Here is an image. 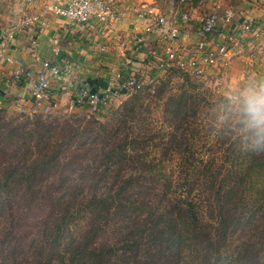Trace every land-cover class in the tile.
I'll return each mask as SVG.
<instances>
[{
	"label": "trees",
	"instance_id": "trees-1",
	"mask_svg": "<svg viewBox=\"0 0 264 264\" xmlns=\"http://www.w3.org/2000/svg\"><path fill=\"white\" fill-rule=\"evenodd\" d=\"M247 121L175 64L105 120L0 108V264H220L237 230L262 242L264 132Z\"/></svg>",
	"mask_w": 264,
	"mask_h": 264
},
{
	"label": "crops",
	"instance_id": "crops-1",
	"mask_svg": "<svg viewBox=\"0 0 264 264\" xmlns=\"http://www.w3.org/2000/svg\"><path fill=\"white\" fill-rule=\"evenodd\" d=\"M45 3L46 0H0V38L6 25H17L24 16L43 12L37 24L17 25L13 41L4 47L9 61L0 56V108L4 110L42 113L45 104L50 111H78L83 107L73 106L71 98L79 84L104 88L114 83L118 75L144 81L169 65L184 64L191 59L197 60L200 72L218 70L229 63L225 72L231 74V70H237L231 67L238 59L235 46L230 44L232 31L244 30L245 26L264 19V0H121L116 4L117 17L113 22L84 25L43 11ZM228 7L233 10L232 21L225 27L218 26L212 40L214 44L223 42L225 51L213 63L204 64L200 58L205 47L195 16L200 11L220 13ZM184 12L189 14V19L180 21L178 15ZM157 15L167 16L168 26L174 24L178 28L177 38L165 39L159 31H145ZM169 47L174 58L167 60ZM17 64L32 73L45 71L49 82L46 99L30 96L33 83L30 75L21 79L12 76ZM48 65L57 66L60 76H51ZM67 68L70 70L66 73ZM119 90L122 88L116 91Z\"/></svg>",
	"mask_w": 264,
	"mask_h": 264
},
{
	"label": "built area",
	"instance_id": "built-area-1",
	"mask_svg": "<svg viewBox=\"0 0 264 264\" xmlns=\"http://www.w3.org/2000/svg\"><path fill=\"white\" fill-rule=\"evenodd\" d=\"M31 1V0H24ZM121 0H46L43 11L51 12L59 17H63L78 24H90L92 22L97 23H111L116 17V4ZM260 1V0H259ZM43 12H32L26 15L18 21L17 25L37 24L40 16ZM233 10L231 8H225L220 13H212L208 11H200L196 14L195 20L197 23L198 31L202 39V45L205 47L201 62L204 64H211L215 61L220 54L222 55L225 51V45L219 41L215 44L212 40L215 39L217 34L218 26L225 27L229 25L233 18ZM180 21H186L189 19V14L184 12L178 15ZM168 17L165 15H157L151 19L146 25L145 31L148 33L159 31L165 39H175L178 36V28L173 24H167ZM257 24V23H256ZM255 23H251L245 26V29L251 30L256 34L259 32L258 27ZM17 25L10 24L6 25L3 29V36L0 38V56L4 61H9V57L5 55L4 47L11 43L14 38V32ZM256 26V27H255ZM141 41V39H139ZM121 48L124 46V41L120 43ZM59 48H56L58 50ZM173 51L171 47L167 50V60L173 59ZM176 66L186 70L189 73H198L197 60L191 59L187 63H177ZM71 67H75L71 64ZM70 68H67L69 72ZM48 72L53 77H59L60 71L55 65H48ZM12 76L16 79H21L22 76L30 75L33 79L32 86L30 88V96L35 98H47V90L49 88V82L44 70H38L35 72H29L25 67L20 64L14 66L12 70ZM118 79L112 84H108L104 88H92L87 84H79L74 87V93L71 98V104L75 107H83L85 111L92 115L101 114L111 107V100L116 90L121 87L137 89L140 88V82L137 78L129 77V75L121 78L118 75ZM49 106L43 104L42 113L49 112Z\"/></svg>",
	"mask_w": 264,
	"mask_h": 264
},
{
	"label": "rangeland",
	"instance_id": "rangeland-1",
	"mask_svg": "<svg viewBox=\"0 0 264 264\" xmlns=\"http://www.w3.org/2000/svg\"><path fill=\"white\" fill-rule=\"evenodd\" d=\"M261 27H259L260 23ZM256 26L258 27L259 32L254 34L251 30H242L238 32L236 30L232 31V40L230 44L235 46V56L238 57L236 63L231 67V74L225 72L228 68V64L223 65L222 68L213 71H205L198 73H190L193 77L198 78V82L202 85V88L208 90V92L213 96L223 95L229 97L233 103L243 99L246 102V99L253 93H258L261 89H264V19L258 20ZM255 26V27H256ZM262 30H261V29ZM261 30V31H260ZM237 32V33H236ZM229 62V60H228ZM168 67L165 68V70ZM164 71H159L158 74L154 75L152 78L139 80L140 88H144L147 84L152 83L160 76H163ZM122 89L119 92L116 91L114 94L115 100H112L111 107L106 111H103L101 114L93 115L100 120H105L110 114L112 108L119 105L126 97L132 95L136 90L140 89ZM21 110H4V115L6 118H13L17 114L22 113ZM71 112H79L83 114H90L89 112L78 109L75 111L73 109L69 110H55L42 113L43 115L48 114H58L64 115ZM244 231L237 230L231 236V241L228 240L227 248L223 252L222 262L220 264H257L255 261L249 259L248 251H251V246H260V249L257 251L260 253V261L264 262V238L262 242H255V236L253 232L250 233L249 237L243 235ZM245 243H253L248 245H243ZM240 248L244 250V255L248 257L246 263L244 260L237 259V249ZM227 254V255H226ZM226 255V256H225ZM232 259H235L232 261ZM219 264V263H218ZM264 264V263H262Z\"/></svg>",
	"mask_w": 264,
	"mask_h": 264
},
{
	"label": "clouds",
	"instance_id": "clouds-1",
	"mask_svg": "<svg viewBox=\"0 0 264 264\" xmlns=\"http://www.w3.org/2000/svg\"><path fill=\"white\" fill-rule=\"evenodd\" d=\"M245 112L249 127L255 130L257 139H260L261 132H264V89L246 99Z\"/></svg>",
	"mask_w": 264,
	"mask_h": 264
}]
</instances>
